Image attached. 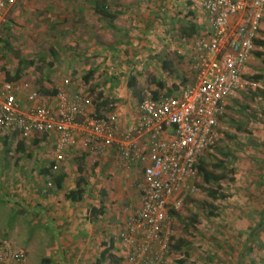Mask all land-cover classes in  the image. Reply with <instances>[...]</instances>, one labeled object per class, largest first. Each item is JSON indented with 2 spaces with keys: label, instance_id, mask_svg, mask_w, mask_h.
<instances>
[{
  "label": "rangeland",
  "instance_id": "rangeland-1",
  "mask_svg": "<svg viewBox=\"0 0 264 264\" xmlns=\"http://www.w3.org/2000/svg\"><path fill=\"white\" fill-rule=\"evenodd\" d=\"M74 2V0H22L12 5L0 26V71L4 73L1 68L7 69L12 74L19 71L21 81H28L33 88L38 89L45 96L49 94L42 87L44 82L62 77L61 79H65L64 82L68 85V90H85L91 94L93 103L90 110L93 111L97 102L106 101L107 103L102 106L105 110L107 108L110 110L112 107H117L116 103H119V100L136 109L135 105L139 98L135 92L144 88H155L156 80H161L165 86H170L179 82L185 76V71H189L185 65L188 55L184 58L182 49L190 46V41L184 38L182 30L195 22L199 27L203 16L200 9L187 10L185 5L188 7V4L185 0H129L130 6L126 5L128 10L131 8L143 13L146 9V13L153 14L152 17L147 16L149 21L147 30L150 34L142 33L139 37L140 34L136 29L143 30V26H132L135 29H130L126 33L132 40L138 35L137 39L139 37V41L142 42L139 55L124 57L126 47H118L115 48V54L109 57V53L101 55L79 44L78 47L74 44L67 46V39L75 34L82 42L87 41L86 37L90 36L88 32L80 29L78 32L70 31V24L78 21L72 16L67 17L71 14L70 7ZM139 2L142 6L147 4L142 7L143 11L138 9ZM65 15L67 21L63 20ZM125 17L127 18L126 15ZM140 17L144 18L143 14H140ZM127 19L131 20L129 17ZM262 21H264V13L254 41L255 46L246 64L247 70L242 73L244 84L232 97L225 99L224 112L219 121L218 140L214 147L202 156L206 169L223 172L232 180L217 186L213 181L206 183L198 174L193 182L194 190L187 191L177 198L179 205L173 210L179 215L194 217L199 223L195 227H186L173 216L172 227L175 233L168 264H225L226 261L220 255L223 254V257L227 258L226 249L233 247L229 240L232 239V233H226L228 231L225 229L229 217L232 215H237L239 218L249 217L251 211L254 215L256 208H260L259 214L256 212L258 216L260 215L259 224L252 232V236L244 241L239 240L235 243L234 249L242 255V264H264V209H262L264 207V24L261 26ZM152 26L156 30L151 28ZM117 36L123 37L119 32ZM157 38H162L161 52L159 50L154 52L157 48L153 43ZM133 59L142 62L143 68L138 70ZM161 65L172 67L169 78L160 75ZM119 66L127 68L129 74L117 72ZM89 71L92 74L86 84L83 76ZM173 72H177L180 79L175 77ZM256 75L261 77L255 79ZM122 91L125 94L123 96ZM21 93L22 104L24 102L26 106V91L22 90ZM4 137L5 135L0 132V239L23 251V259L14 264H59V260H55L58 259L59 252L52 257V251L58 249L55 244L60 246L62 231L56 227L57 233L49 224H44L42 208L36 207L42 206L44 193H47L44 189L51 187L47 181L51 178L40 172L47 164L42 155L48 152L47 148L50 147L51 141L41 138L36 144L29 145L33 140L31 138L24 145V151H19L14 136L5 139ZM208 187L217 188L229 196L227 199H213L207 194ZM71 193L72 191L67 192L66 196L69 198ZM76 194L77 198L74 202L77 205L74 206L77 209L80 206L82 211H85L86 207L87 211H90L93 203L99 204L98 202L108 199L105 192L97 189H89L87 193L81 190ZM116 195L115 190L113 196ZM60 196L62 197L57 193L55 199ZM74 206L73 209H76ZM134 209L132 207V211ZM115 210H117L115 202L105 208L104 216L100 219L101 223L96 227L98 236L87 240L88 253L83 264L93 263L99 255L98 246L102 241L116 237L120 229H118L119 225L117 226L115 222H107V215ZM208 211H212L214 215H210ZM92 216L93 214L85 211L83 217L92 218ZM251 227L254 225L252 224ZM68 233L71 232H67L66 236ZM175 245L178 248H175ZM232 258L233 261L228 264L236 263V258L234 256ZM60 260H63V257H60ZM103 262L128 264L126 251L115 247Z\"/></svg>",
  "mask_w": 264,
  "mask_h": 264
},
{
  "label": "built area",
  "instance_id": "built-area-1",
  "mask_svg": "<svg viewBox=\"0 0 264 264\" xmlns=\"http://www.w3.org/2000/svg\"><path fill=\"white\" fill-rule=\"evenodd\" d=\"M22 0H0V26L7 10ZM207 16L206 30L190 39L193 77L171 94L141 90L139 126L116 140L122 167L142 164V200L118 231V246L128 264H168L175 233L169 208L194 190L201 156L218 139L225 99L243 86L242 73L254 48L264 0H186ZM1 46V34H0ZM26 91V106L19 95ZM85 90L61 89L42 95L28 81L0 82V131L17 140L50 139L57 163L75 143L104 152L116 139L117 113H95ZM146 136L139 144V137ZM100 143L101 146L97 144ZM22 250L0 239V264L23 259Z\"/></svg>",
  "mask_w": 264,
  "mask_h": 264
},
{
  "label": "crops",
  "instance_id": "crops-1",
  "mask_svg": "<svg viewBox=\"0 0 264 264\" xmlns=\"http://www.w3.org/2000/svg\"><path fill=\"white\" fill-rule=\"evenodd\" d=\"M74 1L75 2L71 3V7H70L71 14H68L67 17L69 18L70 16H72L74 20H78V21H73V23L70 24L71 25L70 31L73 32V30H75L78 32V29H80L84 32H88L90 36L87 37L85 36L87 38L86 39L87 41L84 42L83 40L82 42L81 40L79 41V39L77 38L78 35L75 34L71 36L70 39H67L66 44H68L67 45L68 47H70V44H74L76 47H78L77 45L79 44V46H84V48L86 49L87 47L91 48L92 50L96 51V53L98 54L100 53L101 55L109 53V57L115 54L114 53L116 51L115 48L126 47L127 51L126 49H124V57L139 55L138 53L140 52L139 48L142 46V42L139 41V37L142 36L141 35L142 33H144V35L150 34L149 30H147L148 22H149L147 16L150 17L153 16L152 13H151L152 15L146 13V9L145 11H143L142 7H145L147 4H145V6H142L140 5L141 2L140 1L138 4V9L142 10L143 13H138L135 9H131V8H129V10L127 9V6H130L131 4V3L128 4L129 0H74ZM107 1L109 2L108 4ZM99 2L100 3L105 2L104 4L105 6L103 8L104 10L109 11L112 17L103 16L96 12L95 9L96 7H99L98 5ZM185 2L188 4V7L187 5H185L187 10L191 9L193 11L194 10L193 8L197 10L200 9L199 7L192 5V3L187 2L186 0ZM141 3L143 4V2ZM199 11L202 12L203 16L201 17L202 22L199 23V27L197 26L198 24L195 22V27L197 26L200 29L199 31V29H197L196 27V33H195L196 35L206 30L208 26L206 13L202 9H200ZM140 14H143L144 18H141ZM125 15L127 16V18L129 17L131 20H128L125 17ZM65 17L66 15L63 17V20L65 21L66 19L67 21V17L66 18ZM150 20L152 21L151 18ZM262 22L263 23L261 26H263L264 24V21ZM76 25H78L79 27L77 28ZM135 25L139 27L143 26L142 27L143 30L136 29V31L140 35L138 39H137L138 36L137 35L135 39L132 40L129 34H127L126 32H129L130 29L134 30L135 28L132 26ZM157 25L159 26V24ZM151 28L155 29L154 26H152ZM157 31L161 32L159 31V29H157ZM117 32L122 33L123 37L122 38L118 37ZM128 37L129 39L127 40ZM161 42H162V38L154 39L153 45L155 48H157L156 51L154 52H157V50L161 52L160 49L162 47ZM146 44L147 46H150L148 43ZM182 52H184V54L182 53V55H185L183 56L184 58H186V56L188 55L187 63H185V65L187 66V70L189 71H185L186 74L184 76L185 81H187L189 78L193 77V73H194V70L192 69L193 60L191 57L190 46L182 49ZM120 54L121 52L119 53V55ZM133 60L138 70L143 68L142 62L136 59ZM119 67L120 68H118L117 72L119 73L123 72L125 74H129L127 68H123V66H119ZM160 68H161L159 72L160 75L162 77H165L166 79L169 78L168 73H171L172 67L169 66L166 67L168 71L167 75L166 72L164 71L165 69L164 65H161ZM246 70L247 69L245 66L244 72H246ZM155 71L158 73L157 69H155ZM16 72L10 74L14 75ZM173 73H175L174 74L175 77L180 79V76L178 75L177 72H173ZM20 78L18 80H21ZM61 78L57 77L56 80H51L48 81L47 83L44 82V85L42 87L45 91H47V94L54 95L53 92H56L61 89H67L68 85L64 82L65 79L62 80ZM4 79H5L4 73L0 71V82L3 81ZM179 81H181V79ZM166 87H170V86H166ZM123 92L124 91L121 92L122 96L125 95L123 94ZM21 97L22 95L20 94L19 98ZM116 104L117 107H112L110 110L104 109V111L103 110L101 111V113L105 112L107 114L110 113L111 111H115L118 116V119L116 121L115 142L113 143L112 146L107 147V149L104 152H101L100 148L93 150L83 149L79 144L80 143L79 135L81 130L78 128L75 131V143L73 145H70L65 150V152L63 153V159L56 164L57 168L55 169L53 168V166L56 163L55 162L56 159H54L53 147L50 150L51 145H53L52 142H49L51 143V145L50 147H48L49 149L47 148L48 152L46 153L44 152V154L42 155V158L47 161V164L44 165L45 166L44 168L53 165L51 171L52 175L47 174L48 175L47 178H51V180L50 179L47 180L49 182V186L51 187L44 189V191L46 190L47 193H44L45 197L42 200V206L38 205L36 207H38V209L40 207L42 208L45 217L43 220L44 224H49V226L52 227V230H56L57 233L58 230L56 229V227H58V229H61L62 231V236L60 237L61 239H59L60 246L58 247L55 244L56 248L58 249L55 250V252L52 251L53 253L52 257H55L56 253L59 252V254L57 255L58 259H55V260H59V264H83V260L86 258L87 256L86 254L88 253L87 240L89 238L98 236L97 235L98 233H96V227L99 226L101 223L100 219L103 218L104 216L105 208L106 207L108 208V206H110L112 202H115L117 204V210H115V212H110V215L109 214L107 215V222L108 223L115 222L117 226L119 225L118 229L121 227L124 218H126L128 215H130L133 212L132 207L136 208L139 207L141 204L142 194H143L142 164H131L129 166L122 167L116 156V152H117L116 140H120L122 134L132 131L131 129L134 130L139 126L138 123L141 113L138 108V103L135 105L136 109H134V107L131 105L123 104L121 100H119V103ZM23 106H25L24 102H23ZM4 135H5L4 139L8 138V136L12 137V135L10 134H4ZM34 138L38 139L39 141L41 138L44 139L45 137L37 136ZM35 139H33L32 142L30 141V139L25 140L24 145H26L29 141H30L29 145L30 143L36 144L38 141H36ZM146 140L147 137L144 135L142 137H139L138 143L139 144L145 143ZM97 145L101 146L100 143H98ZM57 170L63 172L65 175L60 188H57L55 183L53 182L54 180L53 175L54 173H56ZM40 172L42 173V169L40 170ZM82 177L84 179V183L83 182L80 183L81 182L80 179H82ZM85 187L87 188L85 189ZM89 189H93V190L97 189L100 192L103 193L105 192L108 196V199L106 201L98 202L99 204L93 203V206L90 207V211H87V207L86 209H84L88 214H93L92 209L94 207L96 208L100 207V212H98L97 214H93L92 218L83 217L85 211H82V208L80 206L79 209H77V207L74 206L77 205V203L74 202L76 201L77 198L76 193L81 190L83 192L86 191L87 193ZM115 190L117 191V195L113 196ZM71 191L72 193L68 198L66 196V193L67 192L70 193ZM57 193L61 194L62 197L60 196L58 199H55ZM74 196L75 198L73 199ZM63 198H65L66 200H64ZM73 206L76 207V209H73ZM66 209L68 210L66 211ZM258 209L260 208H256V210L254 211V215H252L253 212L251 211V215L249 217L239 218L237 215H232L229 217L228 219L229 222L228 225L226 226L227 228L225 229L228 231L226 233H232L231 234L232 239L229 240H230V244L233 245V247L230 249H226L228 252L226 253V255L228 256L227 258L223 257L224 256L223 254L222 255L219 254L221 258L226 261L225 262L221 260L223 263L225 262V264H228L229 262L233 261V258L231 259V257L234 256L236 258L235 264H242L243 261L242 255H240V253L238 254L235 251L236 250L234 249V247L236 246L235 243L239 242V240L244 241L248 239L250 236H252V232L254 231V229L256 228V226L259 224L260 221V215L258 216L259 214ZM262 209H264V207ZM218 218L219 220H221L220 216ZM261 218H263V216ZM91 224H95L96 226L92 227ZM252 224L254 225V227H251ZM89 230H91V232H89ZM220 231L225 233L223 230ZM67 232H71V233H68V235L66 236ZM91 233L93 234L89 236V234ZM110 239L114 241V248L115 247L119 248L118 233L115 238H110ZM98 249L100 255V245L98 246ZM119 249L123 250L121 248ZM232 249H234V251H231ZM236 255L239 256V258H237ZM60 257H63V260H60ZM45 262L47 261H44V263Z\"/></svg>",
  "mask_w": 264,
  "mask_h": 264
},
{
  "label": "trees",
  "instance_id": "trees-1",
  "mask_svg": "<svg viewBox=\"0 0 264 264\" xmlns=\"http://www.w3.org/2000/svg\"><path fill=\"white\" fill-rule=\"evenodd\" d=\"M104 4H105V2H101V3L99 2L98 3L99 7H96V9H95L96 12L100 15H103V16L112 17L111 14L109 13V11L104 10V8H103L105 6ZM182 32H183L182 35L184 36V38L189 42V40L192 39L196 33L195 24L192 23L188 27L183 28ZM166 67L167 66L164 65V68H165L164 71L166 72V75H167L168 71H167ZM3 71H4L5 80L13 81V80H17L21 77L19 71H17L14 75H11L10 72L5 70V69H3ZM91 74H92V72L89 71L86 75L83 76L84 83H86V84L88 83V80H89V77L91 76ZM168 75H169V73H168ZM260 77L261 76H258V75L254 76L255 79H258ZM184 82H185V79L183 77V78H181V81H179L178 83H173L170 85V87H166L164 82H162L161 80L160 81L156 80V81H154V84H156V87L153 88L152 93L154 96H156L159 94L160 91H162L164 89V92H160V93L165 94V95H171L178 88L179 84L184 83ZM53 93L55 94L56 92H53ZM135 95L140 100L141 91L135 92ZM106 103H107L106 101H100V102L95 103L94 104L95 113H98V114L101 113V111L104 110V107L102 105H104ZM32 139H35V138H32ZM35 140L38 141V139H35ZM16 147L19 151H24V141L18 139L17 143H16ZM203 164H204V161L202 158H200V161L198 164V172L201 175L202 179L206 183L213 181V182L217 183V186H219L220 183L227 182V180H229V181L232 180V178H228L227 175L223 172H215L213 170L206 169V167ZM52 166L53 165H50L49 167L42 169V174L52 175V173H51ZM57 171L53 175V179H54L53 182L55 183L57 188H60L61 183L64 180L65 175L63 172H61V171L57 172ZM80 180H81L80 183H82V182L84 183L83 177ZM78 184H79V182H78ZM206 190H207V194L213 199H225L229 196L227 193L220 191L217 188L208 187V188H206ZM74 198H75V196L73 197V199ZM98 212H100V207H98V208L94 207L92 209L93 214H97ZM169 213L171 216H175L186 227H195L196 224L199 223V221H197L194 217H186V216L179 215L178 213H176L173 210V208H169ZM208 213H210V215H214V213L212 211H208ZM175 248H178V246L175 245ZM112 249H114V241L113 240L110 239L107 242L103 241L100 244V255L95 259V261L92 264H104L103 259L105 257L110 256V252Z\"/></svg>",
  "mask_w": 264,
  "mask_h": 264
}]
</instances>
